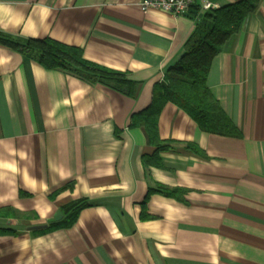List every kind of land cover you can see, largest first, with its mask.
Returning a JSON list of instances; mask_svg holds the SVG:
<instances>
[{
	"label": "crops",
	"instance_id": "0c3cea01",
	"mask_svg": "<svg viewBox=\"0 0 264 264\" xmlns=\"http://www.w3.org/2000/svg\"><path fill=\"white\" fill-rule=\"evenodd\" d=\"M141 1L0 0L1 32L78 47L138 83L129 96L0 44V228L17 232L0 235V264H264V0L206 79L241 136L202 131L167 102L161 166L147 161L156 148L131 117L151 103L196 20ZM74 202L87 205L62 227Z\"/></svg>",
	"mask_w": 264,
	"mask_h": 264
},
{
	"label": "trees",
	"instance_id": "16d2710c",
	"mask_svg": "<svg viewBox=\"0 0 264 264\" xmlns=\"http://www.w3.org/2000/svg\"><path fill=\"white\" fill-rule=\"evenodd\" d=\"M257 1L239 0L203 11L199 16L198 6H195L197 8L194 10H189V16L196 22L183 44V54L179 61L167 70L164 80L154 85L151 103L131 117L130 126L141 127L147 142L156 148V152L149 156L150 158H146L145 155L147 161L161 166L157 152L171 148V142L160 139L158 135V116L167 102H172L185 111L202 131L225 136H241L239 129L211 93L206 79L213 58L220 52L226 40L239 31L244 19L254 10ZM0 44L22 52L46 69H61L88 82L101 83L129 96L135 95L137 82L129 79L125 72L84 59L82 50L78 47L51 38L22 39L1 31ZM188 148L203 155L201 150L192 144H188ZM153 191L154 189L150 188L147 196ZM86 205L83 202L72 203L67 209L66 218L61 222L62 227L71 226L78 212ZM57 223H53L49 229L59 228ZM16 233L10 228H0V235Z\"/></svg>",
	"mask_w": 264,
	"mask_h": 264
},
{
	"label": "built area",
	"instance_id": "2783aa9c",
	"mask_svg": "<svg viewBox=\"0 0 264 264\" xmlns=\"http://www.w3.org/2000/svg\"><path fill=\"white\" fill-rule=\"evenodd\" d=\"M197 5L201 11L217 8L212 0H142L139 4L142 10L160 9L172 15H183Z\"/></svg>",
	"mask_w": 264,
	"mask_h": 264
},
{
	"label": "water",
	"instance_id": "95a60500",
	"mask_svg": "<svg viewBox=\"0 0 264 264\" xmlns=\"http://www.w3.org/2000/svg\"><path fill=\"white\" fill-rule=\"evenodd\" d=\"M61 217H62V214H61L60 211H58V212H57L52 218L49 219V221H50V222H52V221H57V220H59ZM41 227H44V225H42V226H40V225H38V226H30V227H28V229H29V230H30V229H38V228H41Z\"/></svg>",
	"mask_w": 264,
	"mask_h": 264
}]
</instances>
